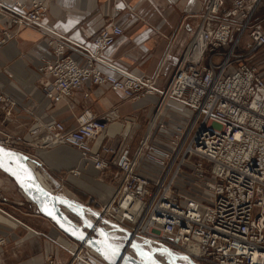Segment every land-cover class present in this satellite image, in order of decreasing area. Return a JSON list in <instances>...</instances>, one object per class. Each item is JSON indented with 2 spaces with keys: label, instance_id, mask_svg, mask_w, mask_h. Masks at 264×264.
Masks as SVG:
<instances>
[{
  "label": "built area",
  "instance_id": "1",
  "mask_svg": "<svg viewBox=\"0 0 264 264\" xmlns=\"http://www.w3.org/2000/svg\"><path fill=\"white\" fill-rule=\"evenodd\" d=\"M262 5L264 0H231L226 8L224 0H208L196 32L159 89L157 75L135 76L105 60V50L123 33L120 27L110 23L80 43L44 22L46 0H0V50L24 29L38 33L49 50L35 66L44 100L69 101L86 84L108 87L126 100L156 98L150 129L133 155L96 146L116 110L95 116L85 109L73 128L27 113L34 125L26 144L69 146L98 171L116 169L119 181L110 201L85 214L108 230L110 239L120 240L124 253L135 257L131 246L137 245L149 252L168 249L171 254L160 255L185 258L186 264H264V68L263 62L254 63L264 53V20L254 21ZM169 101L182 106L177 122L166 112ZM19 102L0 90L6 115ZM153 129L169 150L151 144ZM31 159L43 171L42 162ZM142 159L157 169L156 177L138 170ZM54 180L50 192L57 194L62 186ZM71 242L79 247L74 261L108 264Z\"/></svg>",
  "mask_w": 264,
  "mask_h": 264
},
{
  "label": "crops",
  "instance_id": "2",
  "mask_svg": "<svg viewBox=\"0 0 264 264\" xmlns=\"http://www.w3.org/2000/svg\"><path fill=\"white\" fill-rule=\"evenodd\" d=\"M207 1L46 0L44 22L55 31L80 43L93 40L108 23L120 27L123 33L105 50V60L114 68L135 76L157 75L155 85L162 89L172 75L181 51L196 32ZM48 51L44 39L29 29L21 30L13 41L1 48L0 90L20 100L19 107L11 110L10 114L6 115V112L0 110V127L3 133L24 143L30 142L29 130L34 125L33 117L27 114L30 110L44 123L62 122L66 128H73L75 118L85 109L95 116H102L113 109L116 110L117 118L108 123L104 136L96 141V146L102 144L117 152L133 155L139 142L145 137L146 129L138 138L133 137L132 129L142 124V120L144 128H147L156 98L142 96L137 100H126L120 93L113 92L108 87L86 84L69 101H46L40 91L41 76L34 63L48 56ZM103 72L120 76L119 72L109 68H103ZM166 112L170 115L171 122H177L181 117L182 106L175 101H169ZM152 143L155 146L159 144L156 139ZM26 149L30 153L24 155L28 159L40 160L43 171L60 184L67 183L86 193L89 200L93 198L101 204L112 198L119 181L115 170L105 172L94 169L90 162L81 159L76 149L69 146H33ZM73 170L79 171V175H71ZM138 170L150 176L157 172L144 159L140 161ZM3 177L5 181H11L4 174ZM39 177L42 178L41 175ZM85 205L87 203L84 207ZM27 206L31 217L23 218L15 214L22 223L8 221V216L0 213V238L13 248L9 252L6 251L8 246L0 249V264H43V257L50 252L54 257V264H67V250L52 245L56 240L66 248L73 249L67 236L42 216L32 203ZM87 208L92 212L96 211L91 206ZM37 221H43V226H50L51 236L41 235L24 225ZM18 224L24 230L21 235ZM24 252L26 257L23 258L24 254L21 253Z\"/></svg>",
  "mask_w": 264,
  "mask_h": 264
},
{
  "label": "water",
  "instance_id": "3",
  "mask_svg": "<svg viewBox=\"0 0 264 264\" xmlns=\"http://www.w3.org/2000/svg\"><path fill=\"white\" fill-rule=\"evenodd\" d=\"M27 161L23 154L0 145V170L14 181L42 216L73 240L84 243L96 251L108 264H146L141 258L126 254L122 251V247L112 244L109 241V231L92 223L79 205L44 189L27 165ZM63 209L71 212L80 224L68 217ZM131 248L136 251L137 256L139 253H144L153 260L154 264H161L154 260L151 252L137 245H132ZM164 250L171 254L168 249Z\"/></svg>",
  "mask_w": 264,
  "mask_h": 264
},
{
  "label": "rangeland",
  "instance_id": "4",
  "mask_svg": "<svg viewBox=\"0 0 264 264\" xmlns=\"http://www.w3.org/2000/svg\"><path fill=\"white\" fill-rule=\"evenodd\" d=\"M224 3H225V7L226 8H230L231 7V0H224ZM260 18H261V20H264V5L261 6L259 11L255 15L254 21H257ZM108 24H110V23H108ZM34 62L35 61H33V63ZM260 62H263L260 67L264 68V53L260 54L258 56V58L254 60V63H256L257 65H260ZM36 64L34 63L35 66H36ZM32 68H33V66H32ZM110 111L111 110H108V111H106V113H108ZM148 123H149V120L147 122V128H144V122L142 120V124L140 123V124H138L139 126L137 128L132 129L133 137L134 138H138L140 135H142V133H143V131L145 129H146V133L145 134H147L148 133V129H149ZM0 125L2 126V120H0ZM158 132L159 131L155 130V129H153L151 131V133H150L151 137H152L151 144L156 139L157 143L159 142V144H157V147L169 150L170 149L169 144L166 141L165 142L167 144L164 141H162L161 137H159L160 135L158 134ZM0 133H1L0 142L4 144V145L0 144L1 146L9 148V149H12V150H15V151H17V152H19V153H21L23 155H24V153H26V154L30 153V151H28L26 149V148H29V149L32 148L31 145H29V143L26 144L23 141H20V140L14 139L13 137L7 136L5 133H3V129L1 127H0ZM2 137L4 138L3 139L4 141H2V139H1ZM5 140L8 141V143H5ZM27 160H28V158H27ZM31 160H33V159H31ZM41 170H39V171H41ZM111 170H115L116 171V169H110V170L105 171V172H109ZM73 172H78V174H79V171L73 170L72 172H70L71 175L78 176V175L73 174ZM116 173H117V171H116ZM157 173H159V172L157 171L156 173L155 172L152 173L151 174L152 176L147 175V174L146 175L151 177V178H154V177L157 176ZM3 174L6 175L5 173H3L0 170V213L3 214L6 217L8 216L6 218L8 221H12L13 220V221H15V223H16V221H19L20 223H22L21 219H19V217L29 218V217L32 216L31 212L29 211L28 206H27L28 204L31 205V203L28 200H26V198L24 196H22V194L19 192V190L17 188V185L14 183V181L9 176H8L10 178L9 180H11V181H5V179H4L5 177H3ZM59 185H61L62 187L59 189L58 192H56L57 194H54V195H57L59 197L60 196H65L66 198H64V199H67V200L71 201L72 203H75L76 205H79L84 210V213L86 212V210H90L89 208H87L88 206L89 207L90 206L93 207V209H96V211H97V209H100V205H103V204H101L98 201H94L93 198L91 200H89L87 198L88 195L86 193L71 187L67 183H64V184H60L59 183ZM193 190H195V192H197L198 195H202V194L205 195L204 192L203 193L200 192L201 191L200 189H193ZM85 203H87L88 206L85 205V207H84ZM15 214H18L19 217H16ZM19 224H18V226H19ZM24 225L34 229L35 231H38V233L41 234V235H44L46 237L51 236L50 235L51 234L50 226L49 225L48 226H43V221H37V223H34V224H28V225L24 224ZM24 228L26 230V227H24ZM18 231L20 232V235H21L24 230H23V228L21 226H19L18 227ZM36 239H37V236H36ZM71 240H73V239L71 238ZM73 241H75V240H73ZM54 242L55 243L52 242V245L55 246V248L57 247V248H59L61 250H62V248H65V246L62 243H60L59 241L54 240ZM75 242H77V241H75ZM7 246L8 245L6 244L5 240L0 238V249H2V248L5 249ZM60 247H62V248H60ZM12 249L13 248L8 246V249H6V251L8 250V252H9ZM41 251H43V249ZM66 253H69L68 250H67ZM21 254H24L23 258L26 257L25 252L21 253ZM18 255H20V254H18ZM68 256H69V260H68L67 264H83L82 262L74 261L73 257L70 256V254H68ZM43 258H44L43 259V261H44L43 264H54V257L52 256L51 252L47 253V255L45 257H43ZM6 264H8V263L6 262ZM9 264H11V262H9Z\"/></svg>",
  "mask_w": 264,
  "mask_h": 264
},
{
  "label": "bare ground",
  "instance_id": "5",
  "mask_svg": "<svg viewBox=\"0 0 264 264\" xmlns=\"http://www.w3.org/2000/svg\"><path fill=\"white\" fill-rule=\"evenodd\" d=\"M153 123V122H152ZM151 123V124H152ZM151 126V125H150ZM150 126H149V129H150ZM28 158V157H27ZM30 159V158H29ZM27 165L29 166V168L33 171V173L35 174V177H36V179H37V181L41 184V186L44 188V189H46L47 191H51L52 190V188H51V183H56V181L51 177V176H49L46 172H44V171H39V170H37L36 169V165H37V163L36 162H32V161H27ZM37 174H39V175H41L42 176V178L41 177H39V175H37ZM5 176H7V175H5ZM8 177V176H7ZM9 178V177H8ZM10 179V178H9ZM49 180H50V182H49ZM18 188V187H17ZM18 190H19V192L22 194V196H24L25 198H26V200H28L29 201V199L24 195V193L22 192V190H20L19 188H18ZM61 198H66L65 196H60ZM30 202V201H29ZM31 203V202H30ZM33 204V203H32ZM34 205V204H33ZM35 206V205H34ZM36 208V207H35ZM62 210V209H61ZM63 211L65 212V214L68 216V217H70L75 223H77V224H80V221L73 215V214H71V212H69L68 210H65V209H63ZM86 215V214H85ZM91 216V215H90ZM87 218H88V216H86ZM92 223L94 222V224H96V222L97 221H94L93 219H90V218H88ZM59 230V229H58ZM60 231V230H59ZM61 232V231H60ZM63 233V232H62ZM64 234V233H63ZM64 235H66V234H64ZM67 236V235H66ZM111 237H114L113 236V234H111L110 235ZM67 238H68V240L71 242V238L69 237V236H67ZM115 238V237H114ZM109 241L112 243V242H114V244H121L122 242H119L120 240H116V239H113V238H109ZM78 243H80V242H78ZM71 244L73 245V249H70V248H64V249H66V250H68V252H69V254H70V256L72 255V254H74V255H72V256H74V257H76V259L78 258H80V256L77 254V252L79 251V247L77 248V250H76V246H75V244L73 243V242H71ZM81 245H85L84 243H80ZM82 247V246H81ZM85 247H87V248H90V247H88V246H86L85 245ZM139 247V246H138ZM91 249V248H90ZM144 250V249H143ZM161 250V249H160ZM160 250H158V249H152V251H150L152 254H153V258H154V260L155 261H159L161 264H166V263H171L172 261H173V263L174 264H186V262L183 260V259H185V258H176V257H173L172 255H167V256H161L160 254L161 253H165V251H164V249H162L161 251ZM76 251V252H75ZM147 251V250H146ZM97 253L96 251H94L93 249H92V251H88L87 252V255H89L91 258H94V253ZM139 253V252H138ZM98 254V253H97ZM131 254H134V256L135 257H138V258H141V260H143V261H145L146 262V264H154V262H153V260L149 257V256H147L146 254H144V253H139V255L137 256V254H136V251H135V253L134 252H132L131 251ZM99 255V254H98ZM75 259V258H74ZM163 259H164V261H165V263H164V261H163Z\"/></svg>",
  "mask_w": 264,
  "mask_h": 264
},
{
  "label": "snow or ice",
  "instance_id": "6",
  "mask_svg": "<svg viewBox=\"0 0 264 264\" xmlns=\"http://www.w3.org/2000/svg\"><path fill=\"white\" fill-rule=\"evenodd\" d=\"M51 214V213H50Z\"/></svg>",
  "mask_w": 264,
  "mask_h": 264
}]
</instances>
